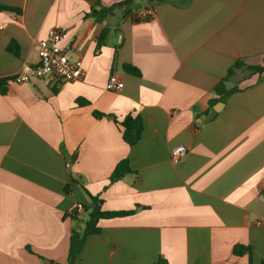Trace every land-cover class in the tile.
I'll return each instance as SVG.
<instances>
[{"label": "crops", "instance_id": "crops-1", "mask_svg": "<svg viewBox=\"0 0 264 264\" xmlns=\"http://www.w3.org/2000/svg\"><path fill=\"white\" fill-rule=\"evenodd\" d=\"M121 1L0 0L20 9L0 11V264H65L86 213L68 210L90 204L82 187L106 211L136 212L102 220L74 264H250L238 245L263 264L264 73L237 71L230 86L240 90L224 101L213 90L236 61L264 65V0H140L136 15L153 8V18L87 16ZM51 29L86 75L14 82L38 64ZM113 73L118 92L106 89ZM96 112L140 114L141 140L129 146ZM178 145L188 153L174 164ZM126 158L132 173L110 184Z\"/></svg>", "mask_w": 264, "mask_h": 264}, {"label": "trees", "instance_id": "trees-1", "mask_svg": "<svg viewBox=\"0 0 264 264\" xmlns=\"http://www.w3.org/2000/svg\"><path fill=\"white\" fill-rule=\"evenodd\" d=\"M146 1L148 4L151 0ZM137 2L138 0H123L110 6H103L100 2H98V5L100 7L98 9L95 7H91V10L89 14H87V16L94 18L98 22H101L113 15L114 11L120 10L123 14V20L131 18L135 21H140L141 18L136 15L139 9H136L135 6L140 4H138ZM0 11L20 13V9L2 4H0ZM106 34L107 31L102 34L101 39L105 38ZM7 49L9 52L16 56L20 55V47L16 41H11ZM122 68L123 71L128 74H132L135 76L141 75L140 70L131 64H125ZM239 70L247 71L250 77L254 75H262L264 73V65H251L247 64L245 61H236L228 70L226 77H224L215 86L213 90V93L217 95L215 101H224L229 95L240 90L238 86H230L232 80L237 74V71ZM9 80L10 79H7L5 81ZM1 83H3V81H0V84ZM2 92H4V90H2ZM95 116L98 118L105 116L112 118L113 121L120 127L124 142H126L129 146L136 145L142 138L144 132V120L140 114H129L123 120H118L115 116L106 115L100 112H96ZM130 173H132V169L129 159L126 158L121 160L117 164L109 178L110 184H114L120 181ZM73 181L80 184V181L77 179H74ZM82 188L90 200V204H85L84 210V212L88 214V218L84 220V227L82 229H72L69 239V254L65 264H74L80 256L87 238L101 233L102 228L100 223L102 220L117 217H126L133 215L136 212V209L129 211H106L103 209L104 200L101 199L100 196H94L86 188ZM69 189L70 185L67 186L66 191ZM234 253L240 256L248 255L250 264H252V252L250 247L242 245L235 246ZM51 264L60 263L52 262ZM159 264H164V262L160 261Z\"/></svg>", "mask_w": 264, "mask_h": 264}, {"label": "built area", "instance_id": "built-area-1", "mask_svg": "<svg viewBox=\"0 0 264 264\" xmlns=\"http://www.w3.org/2000/svg\"><path fill=\"white\" fill-rule=\"evenodd\" d=\"M153 8L143 9L138 17L153 18ZM62 32L58 29H51L46 38L38 43L39 61L36 65L24 64L22 71L15 75L12 80L17 83H29L34 79L51 78L58 82H71L82 79L86 75V69L80 61L72 62L67 56L66 49L60 46ZM124 88V82L118 74L113 73L106 82L108 91L118 92ZM188 149L185 145H178L171 151V161L174 164L180 163L187 155ZM68 162L66 167H70ZM85 210V204L75 202L68 210L69 215H77Z\"/></svg>", "mask_w": 264, "mask_h": 264}, {"label": "water", "instance_id": "water-1", "mask_svg": "<svg viewBox=\"0 0 264 264\" xmlns=\"http://www.w3.org/2000/svg\"><path fill=\"white\" fill-rule=\"evenodd\" d=\"M137 3L139 4V3H140V1L138 0V2H137ZM135 8H136V9H141V8H142V5H141V4H139V5H136V6H135Z\"/></svg>", "mask_w": 264, "mask_h": 264}, {"label": "rangeland", "instance_id": "rangeland-1", "mask_svg": "<svg viewBox=\"0 0 264 264\" xmlns=\"http://www.w3.org/2000/svg\"><path fill=\"white\" fill-rule=\"evenodd\" d=\"M88 218V214L87 213H84L83 214V220H86Z\"/></svg>", "mask_w": 264, "mask_h": 264}]
</instances>
